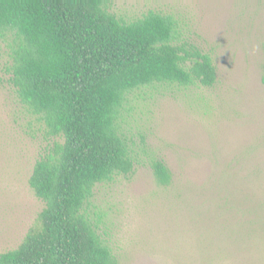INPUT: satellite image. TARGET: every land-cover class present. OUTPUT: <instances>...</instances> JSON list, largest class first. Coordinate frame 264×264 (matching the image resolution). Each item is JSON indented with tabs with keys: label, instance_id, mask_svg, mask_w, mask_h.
I'll list each match as a JSON object with an SVG mask.
<instances>
[{
	"label": "rangeland",
	"instance_id": "obj_1",
	"mask_svg": "<svg viewBox=\"0 0 264 264\" xmlns=\"http://www.w3.org/2000/svg\"><path fill=\"white\" fill-rule=\"evenodd\" d=\"M125 21L172 16L177 41L208 53L211 87L156 85L118 116L130 174L97 183L84 211L118 264H264V0H106ZM0 39V253L15 248L43 204L28 186L51 140L6 82ZM161 160L170 183L158 185Z\"/></svg>",
	"mask_w": 264,
	"mask_h": 264
},
{
	"label": "trees",
	"instance_id": "obj_2",
	"mask_svg": "<svg viewBox=\"0 0 264 264\" xmlns=\"http://www.w3.org/2000/svg\"><path fill=\"white\" fill-rule=\"evenodd\" d=\"M177 35L168 14L149 10L125 21L106 0H0L6 82L51 140L27 181L43 206L0 264H118L84 205L95 184L133 170L118 125L127 95L215 82L211 56ZM150 167L158 185L170 183L161 160Z\"/></svg>",
	"mask_w": 264,
	"mask_h": 264
}]
</instances>
